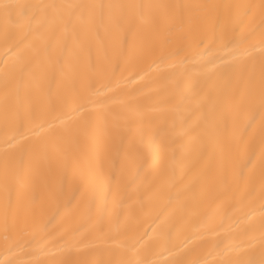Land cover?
I'll return each instance as SVG.
<instances>
[{"label":"bare ground","instance_id":"obj_1","mask_svg":"<svg viewBox=\"0 0 264 264\" xmlns=\"http://www.w3.org/2000/svg\"><path fill=\"white\" fill-rule=\"evenodd\" d=\"M0 264H264V0H0Z\"/></svg>","mask_w":264,"mask_h":264}]
</instances>
